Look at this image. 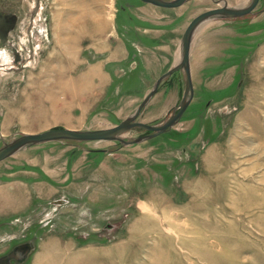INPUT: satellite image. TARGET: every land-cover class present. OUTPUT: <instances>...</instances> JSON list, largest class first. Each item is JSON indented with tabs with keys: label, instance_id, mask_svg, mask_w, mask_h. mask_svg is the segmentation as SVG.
<instances>
[{
	"label": "rangeland",
	"instance_id": "374dc122",
	"mask_svg": "<svg viewBox=\"0 0 264 264\" xmlns=\"http://www.w3.org/2000/svg\"><path fill=\"white\" fill-rule=\"evenodd\" d=\"M222 1L245 0H0L17 17L0 42V146L130 116L180 56L189 21ZM190 68L193 96L161 134L47 141L1 160L0 256L29 243L12 264H264V0L201 23ZM183 91L174 71L137 120L161 123ZM160 218L182 243L174 254L157 256L166 231L145 228Z\"/></svg>",
	"mask_w": 264,
	"mask_h": 264
},
{
	"label": "water",
	"instance_id": "95a60500",
	"mask_svg": "<svg viewBox=\"0 0 264 264\" xmlns=\"http://www.w3.org/2000/svg\"><path fill=\"white\" fill-rule=\"evenodd\" d=\"M143 2L151 3L161 7H174L182 4L185 0H142ZM258 0H250V2L242 7L228 6L225 1H222V6L207 9L195 15L187 24L180 39V56L177 63L172 65L168 70L163 72L155 80L150 91L142 98L133 113L119 121L113 126L97 129H70L66 127H56L46 129L34 133H22L16 138L4 143L0 146V161L15 154L21 149L39 144L47 141H60V140H117L122 144L137 143L142 140L154 137L161 134L172 127L181 117L182 113L189 104L193 96V86L190 74L189 63V48L192 40V35L195 29L203 22L213 17H239L248 14L252 11ZM219 3V1H218ZM15 13H6L0 16V41H6L9 31H11L16 23ZM180 70L184 80V91L176 106L177 110L170 113V115L159 124H149L137 120L142 108L156 93L161 81L172 74L174 71ZM142 128L148 133L140 135L131 139H124L121 137L123 132L134 128ZM31 245L29 243H21L15 245L8 253L0 256V264H12L11 261H23L29 253Z\"/></svg>",
	"mask_w": 264,
	"mask_h": 264
},
{
	"label": "bare ground",
	"instance_id": "6f19581e",
	"mask_svg": "<svg viewBox=\"0 0 264 264\" xmlns=\"http://www.w3.org/2000/svg\"><path fill=\"white\" fill-rule=\"evenodd\" d=\"M248 1L249 0H245L240 6H234V7H242V6H245V5H247ZM220 6H222V4ZM220 6H218V7H220ZM190 45H191V43H190ZM178 60H179V53L177 54L175 60L173 61L174 64L177 63ZM189 63H190V48H189ZM190 74H191V69H190ZM191 80H192V77H191ZM70 129H74V128H70ZM26 133H31V132H26ZM138 205H139V207L141 208L142 211L146 210V208L144 207L143 204H138ZM154 215H156V214H154ZM175 217L177 218V215ZM147 222H149V223H147V226H145V228H148V230H151L152 229L155 232H157V231H159L158 229L160 227V229H163V230L166 231L164 233L161 232V233H158L156 235L157 241L163 242L162 245L165 246V251L159 252L157 256H166L167 254H174V251H175L174 249H177V250L180 249L181 250L180 247H182L181 246L182 243L181 242L179 243V240L176 239V238H178V236H176L177 234L175 233L176 231L175 230H172L170 228H167L168 226L165 225V223H164V221H163L162 218H160V221L157 224L158 226H156V224L155 223H152L151 221H147ZM197 239H199V238H197ZM222 248L223 247H221V250H222ZM174 263H175V261H170L169 262V264H174Z\"/></svg>",
	"mask_w": 264,
	"mask_h": 264
},
{
	"label": "flooded vegetation",
	"instance_id": "af4514ba",
	"mask_svg": "<svg viewBox=\"0 0 264 264\" xmlns=\"http://www.w3.org/2000/svg\"><path fill=\"white\" fill-rule=\"evenodd\" d=\"M3 14H6V13H5V12L0 13V16L3 15ZM15 24H16V23H15ZM9 33H10V31H9ZM9 33H8V34H9ZM0 42H1V43H4L5 41H0ZM8 68H10V67H8Z\"/></svg>",
	"mask_w": 264,
	"mask_h": 264
},
{
	"label": "crops",
	"instance_id": "0c3cea01",
	"mask_svg": "<svg viewBox=\"0 0 264 264\" xmlns=\"http://www.w3.org/2000/svg\"><path fill=\"white\" fill-rule=\"evenodd\" d=\"M16 20H17V18H16ZM191 69V68H190ZM192 77V76H191Z\"/></svg>",
	"mask_w": 264,
	"mask_h": 264
}]
</instances>
